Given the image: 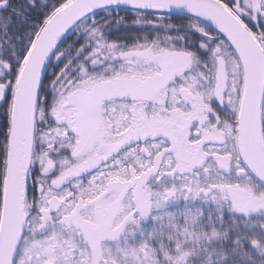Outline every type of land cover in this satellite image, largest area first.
<instances>
[{"label":"snow or ice","instance_id":"obj_1","mask_svg":"<svg viewBox=\"0 0 264 264\" xmlns=\"http://www.w3.org/2000/svg\"><path fill=\"white\" fill-rule=\"evenodd\" d=\"M0 264H264V0H0Z\"/></svg>","mask_w":264,"mask_h":264}]
</instances>
